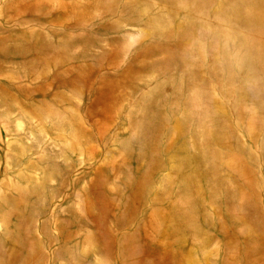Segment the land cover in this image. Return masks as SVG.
I'll list each match as a JSON object with an SVG mask.
<instances>
[{
  "label": "rangeland",
  "instance_id": "374dc122",
  "mask_svg": "<svg viewBox=\"0 0 264 264\" xmlns=\"http://www.w3.org/2000/svg\"><path fill=\"white\" fill-rule=\"evenodd\" d=\"M0 264H264V0H0Z\"/></svg>",
  "mask_w": 264,
  "mask_h": 264
}]
</instances>
